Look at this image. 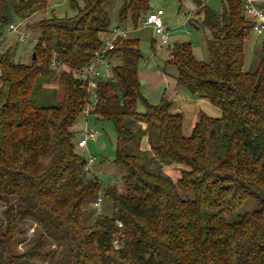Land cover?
I'll list each match as a JSON object with an SVG mask.
<instances>
[{"label": "trees", "instance_id": "1", "mask_svg": "<svg viewBox=\"0 0 264 264\" xmlns=\"http://www.w3.org/2000/svg\"><path fill=\"white\" fill-rule=\"evenodd\" d=\"M50 1L0 0V38L15 17L46 10ZM79 1L69 0L73 16L28 24L39 32L29 63L14 61L9 49L0 52V199L7 202L0 264H264V40L256 66L245 70V40L255 21L244 2L221 0L218 13L199 1L189 22L206 36L207 60L180 41L160 67L162 73L175 67L177 88L221 110L219 117L199 110L185 136L183 113L171 110L170 99L151 104L141 93L139 39L127 27L150 12L148 0H120L112 28L111 0ZM113 29L126 36L105 57L119 62L105 81L92 77L95 104L85 119L80 74ZM57 81L61 100L36 105V88L55 89ZM79 115L113 123L114 162L126 170L122 191L101 189L84 170L75 150ZM144 139L148 149H141ZM170 164L182 166L177 179L163 170ZM189 188L193 198H184L181 190ZM98 197L111 211H96L84 224L85 203ZM247 202L252 210L226 217ZM21 220L34 223L38 235L17 252Z\"/></svg>", "mask_w": 264, "mask_h": 264}, {"label": "rangeland", "instance_id": "2", "mask_svg": "<svg viewBox=\"0 0 264 264\" xmlns=\"http://www.w3.org/2000/svg\"><path fill=\"white\" fill-rule=\"evenodd\" d=\"M79 1V5L82 4ZM201 2H206L207 5L214 11L220 13L222 11L221 0H148L150 12H155L157 9L163 10V20L168 27L169 39L168 44L164 45L159 42L157 36L150 25H144L142 21L136 28L128 26L127 34L139 39V46L142 58L138 62V73L140 74L141 93L151 104H158L165 96L170 99L173 104L180 106V111L184 116L183 134L188 136L191 133L192 127L197 118L199 110L214 117L221 116V110L211 104L208 100L195 98L185 90L171 87L172 81L175 80L176 69L173 66H168L165 73H162L160 67L164 60L169 56V47L175 42L189 41L192 45V52L197 60L205 61L208 58L206 50V36L201 29L195 28L189 22V16L197 9V5ZM257 4L263 5L264 0H255ZM120 6V0H111L107 3L106 8L111 18V28L118 25L117 11ZM75 11L72 10L69 0H51L46 10H38L24 19L15 17L13 23L16 29L26 35L27 40L19 39L17 31L6 29L3 36L0 38V52L9 49L11 57L16 62L29 63L33 47L38 37V30L29 28L28 24L40 20L51 15L58 17L73 16ZM264 40V32L257 34L253 29L248 33L244 45V69L248 70L256 66L260 54V46ZM118 60H113L112 65L118 63ZM108 72V71H107ZM154 73L153 75L151 73ZM55 89L43 88L38 86L33 94V100L36 105L55 104L62 98V86L57 81L54 84ZM137 109L143 111L144 107L141 102L137 103ZM176 108H171L174 110ZM87 128L96 131V135L89 139L86 148L75 147L78 154L84 157L85 160L89 156L94 157V161L90 166L89 176H96L101 183V189L109 185L117 187L118 190H123L124 185L122 176L125 174V167L114 162L116 156L117 134L113 123L109 120L87 119ZM84 117L78 116L74 124L76 130V140L78 132L86 125ZM76 142V141H75ZM145 147V146H143ZM130 150L139 154L136 147L131 146ZM147 154V153H145ZM140 155V154H139ZM141 155H144L141 152ZM140 155V156H141ZM182 166L166 168V171L172 175L173 179L180 176ZM101 195V194H100ZM181 195L184 198H193L191 188L181 190ZM9 202H15L11 197ZM7 202L0 199V222L4 221V208ZM254 205L252 202H247L243 206L237 208L232 213H227L228 219L234 218L236 215L245 211L252 210ZM85 214L82 217L84 224H91L95 217V212L100 211L109 213L111 205L108 201L102 200L100 207H95L91 202L85 203ZM19 231L15 242L17 252L25 250L31 245L33 239L38 235V229L34 223L29 220L19 221ZM45 247L52 248L50 241H46ZM37 264H47L45 260H38Z\"/></svg>", "mask_w": 264, "mask_h": 264}, {"label": "built area", "instance_id": "3", "mask_svg": "<svg viewBox=\"0 0 264 264\" xmlns=\"http://www.w3.org/2000/svg\"><path fill=\"white\" fill-rule=\"evenodd\" d=\"M244 2L245 13L246 15L255 21L253 30L257 34H262L264 32V9L259 6L255 0H242ZM163 10L157 9L155 12H149L142 23L144 25H150L154 31V34L157 36L158 40L162 44H168L169 33L168 27L164 22ZM10 31H17L19 39L26 41L27 37L22 32L16 29L14 23L8 25ZM126 36V31L122 29H113L110 36L105 39L104 45L102 48L95 53L94 59L90 61L82 70L80 76L83 81L85 90L88 92V96L85 98L86 103L82 107V114L85 117L89 116L90 110L95 104V87L96 83L92 80V77H97L100 81H105L107 79V71L112 65V60L105 57V53L113 48V43L117 38H122ZM96 135V131H92L87 128V122L84 128L81 129L78 139L75 144L79 148H85L89 139L93 138ZM94 161L93 156H89L86 160L84 170L90 171V166ZM93 205L95 207H100L101 198L98 197ZM120 226L121 223H118Z\"/></svg>", "mask_w": 264, "mask_h": 264}, {"label": "crops", "instance_id": "4", "mask_svg": "<svg viewBox=\"0 0 264 264\" xmlns=\"http://www.w3.org/2000/svg\"><path fill=\"white\" fill-rule=\"evenodd\" d=\"M257 3V2H256ZM259 5V4H258ZM259 6H262V7H264V4L263 5H259ZM0 43H1V40H0ZM151 73V72H150ZM152 75L154 74V73H151ZM138 77H140V74L138 73ZM173 83H171V87L172 86H174V87H176V80H174V81H172ZM177 88V87H176ZM176 108V109H174V110H172V111H180V106L178 105V104H173V102H172V108ZM142 127H144V125H142ZM88 144V143H87ZM143 146H145V147H143ZM86 147H87V145H86ZM85 147V148H86ZM149 148V145L146 143V139H144L143 140V145L141 146V149H148ZM177 166H180V165H178V164H170V165H165L164 167H163V170H164V172L165 173H167L169 176H171L172 177V175L169 173V171H166V168H171V169H173L174 167H177ZM179 177V175L177 176V178ZM173 178V177H172Z\"/></svg>", "mask_w": 264, "mask_h": 264}, {"label": "water", "instance_id": "5", "mask_svg": "<svg viewBox=\"0 0 264 264\" xmlns=\"http://www.w3.org/2000/svg\"><path fill=\"white\" fill-rule=\"evenodd\" d=\"M34 56V55H33Z\"/></svg>", "mask_w": 264, "mask_h": 264}]
</instances>
